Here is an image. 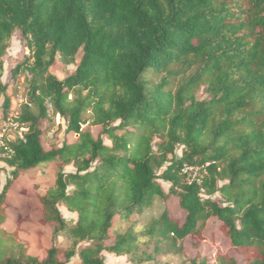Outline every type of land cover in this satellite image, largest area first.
I'll list each match as a JSON object with an SVG mask.
<instances>
[{
	"label": "trees",
	"instance_id": "obj_1",
	"mask_svg": "<svg viewBox=\"0 0 264 264\" xmlns=\"http://www.w3.org/2000/svg\"><path fill=\"white\" fill-rule=\"evenodd\" d=\"M16 31L29 56L10 80L28 72L38 112L23 108L25 141L9 142L13 154L0 159L13 170L0 192V264H105L104 252L131 264H264V0H0V58ZM80 51L70 76L51 73ZM174 77H184L175 92ZM7 91L0 82L5 112ZM49 106L76 142L45 148ZM47 164L55 180L40 196L42 223L71 245L39 258L3 226L16 182ZM170 198L179 214L154 213ZM212 218L241 263L186 255L184 243L197 251Z\"/></svg>",
	"mask_w": 264,
	"mask_h": 264
},
{
	"label": "rangeland",
	"instance_id": "obj_2",
	"mask_svg": "<svg viewBox=\"0 0 264 264\" xmlns=\"http://www.w3.org/2000/svg\"><path fill=\"white\" fill-rule=\"evenodd\" d=\"M28 56L29 50L26 47V43L22 40L20 32L16 31L13 34L6 55L0 58V82L8 85L7 94L12 99L11 109L5 112L3 109L4 98H0V129L3 126L5 118L9 117L11 113L20 115L26 105H28L34 113L38 112L37 107L29 102V81L31 76L28 72L24 71L15 84L10 80L11 71L18 64L23 63ZM81 56L82 51L78 53L76 63L71 65H66L59 58L56 66L51 69V73L56 75L60 80L65 79L75 71L76 64L80 61ZM160 78L161 77L156 78L150 75V79L155 82H160ZM183 82L184 77H174L170 88L175 92ZM197 98L200 100L206 98L203 88L198 92ZM49 111L50 122L46 121L43 124V128L48 129L47 137L44 140L45 148L49 149L53 144L61 146L64 142H76L78 136L66 133L67 121L63 120L59 115H54L50 106ZM88 128H90L89 125L83 127V129ZM91 129L95 135L99 133L98 128L91 127ZM7 136L16 138L17 133L13 130H9ZM105 142L109 144L107 139H105ZM176 153L180 157L182 155V147H179ZM12 171L13 170L4 162H0V192L6 185L7 180L11 178ZM64 171L66 174L74 173L75 168L73 165H70L65 167ZM160 174L161 171L159 172V175ZM195 176L196 172L193 174V177ZM54 180V165H43L35 171L24 173L16 182L8 198V220L3 228L10 233L17 232L21 239L29 244L30 255L39 258H45L48 249L53 245L60 247L62 250H65L71 245L70 241L66 239L65 236L61 235L54 239L52 237V228L42 223L43 214L40 196L45 194L48 187L54 184ZM159 182L165 193H168L170 188L169 184L161 180ZM166 207H168L173 214H179L178 204L175 198H170L168 201L158 200L155 205L154 213L158 214ZM58 208L67 222L70 224L76 222L78 218L77 214L69 212L63 204H59ZM203 237L204 240L200 243L197 251L193 249L189 239L184 243V251L189 258L208 260L212 263L215 261L216 255L222 252L235 257L240 263L243 261V256L238 255L231 248L230 243L220 233L215 219L212 218L208 220ZM103 256L105 264H131L127 257H118L107 252H104ZM61 260H65L63 256H61ZM159 262L162 264H190L182 256H166L165 258H159ZM68 264H80V260L76 256Z\"/></svg>",
	"mask_w": 264,
	"mask_h": 264
},
{
	"label": "built area",
	"instance_id": "obj_3",
	"mask_svg": "<svg viewBox=\"0 0 264 264\" xmlns=\"http://www.w3.org/2000/svg\"><path fill=\"white\" fill-rule=\"evenodd\" d=\"M20 115L11 113L9 117L4 119L3 126L0 129V159L9 158L13 151L9 146V142L25 141V136L28 133V125L20 123ZM13 130L17 133V137H8L7 132ZM185 172L197 171L194 168H185Z\"/></svg>",
	"mask_w": 264,
	"mask_h": 264
}]
</instances>
